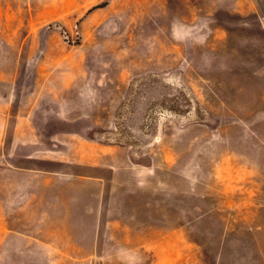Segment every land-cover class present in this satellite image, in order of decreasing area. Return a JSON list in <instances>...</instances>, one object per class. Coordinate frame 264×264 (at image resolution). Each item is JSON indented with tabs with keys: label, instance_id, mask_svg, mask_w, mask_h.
<instances>
[{
	"label": "rangeland",
	"instance_id": "obj_1",
	"mask_svg": "<svg viewBox=\"0 0 264 264\" xmlns=\"http://www.w3.org/2000/svg\"><path fill=\"white\" fill-rule=\"evenodd\" d=\"M0 264H264V0H0Z\"/></svg>",
	"mask_w": 264,
	"mask_h": 264
},
{
	"label": "crops",
	"instance_id": "obj_2",
	"mask_svg": "<svg viewBox=\"0 0 264 264\" xmlns=\"http://www.w3.org/2000/svg\"><path fill=\"white\" fill-rule=\"evenodd\" d=\"M98 149L99 150L97 151H99L100 153L110 154L113 151H117L116 149L118 148L113 147V146H100L98 147ZM109 160L111 161L110 156H109ZM29 184L31 186V190L33 193L43 194V197L46 195H52L53 193H56V194L58 193L57 195L62 197V200H61L62 206L67 211L70 212V216L72 217L82 216V214H79L77 211L79 207L78 203L80 202L84 203L85 200L78 198L79 197L78 194L80 193L79 188L77 189V187L68 185L66 181L59 182L55 180L53 177L47 178L45 175H43L41 171L35 172V176H33V179L31 180ZM45 198L46 197L42 198L40 201H46Z\"/></svg>",
	"mask_w": 264,
	"mask_h": 264
}]
</instances>
